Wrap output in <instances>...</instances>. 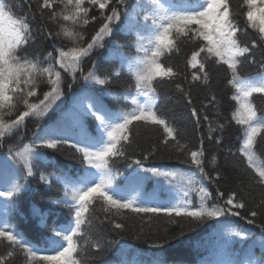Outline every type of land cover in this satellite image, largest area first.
I'll return each instance as SVG.
<instances>
[{"label": "snow or ice", "instance_id": "6c2138e0", "mask_svg": "<svg viewBox=\"0 0 264 264\" xmlns=\"http://www.w3.org/2000/svg\"><path fill=\"white\" fill-rule=\"evenodd\" d=\"M25 3L30 17L17 16L11 5L0 0V148L6 137L21 132L27 118L43 120L54 107L60 110V116L54 126L40 129L33 141L21 147H8L7 155L13 164L7 159L0 161V207L6 210L15 207L14 197L25 187L17 182L20 170L24 171L27 180L35 175V163L44 159L38 149L58 151L66 145L79 153L85 168L83 174L75 178L67 173L62 176L40 174L46 185L50 186L52 180L63 185L65 197L49 202L67 208L70 217L58 226L53 221L51 234L42 235L40 245L23 237L9 222V212L0 216V247L7 248L6 254H0V264H11L10 258L19 254H23L24 264H85L82 257L90 250L99 254L104 251L105 244H119V241L103 240L95 233L98 211L104 213L100 223L107 221L121 239H125L122 235L125 224L120 221L128 218L127 213L141 218L143 214L150 219L163 213L169 224L179 226V231L169 239L183 237L185 224L189 225V231H194L209 220L228 223L229 217H240L251 225L256 223L257 217L264 215V195L255 208L248 209L241 195L243 187L239 193L236 190L225 193L217 187L218 195L213 197L205 182L218 184L227 177L218 170L215 155L210 161L214 175L206 170L209 158L204 136L199 138V147L192 150L187 142L182 143L184 135L174 123L159 114L157 107L158 88L182 75L178 69L174 70L170 60L173 55H180L183 48L189 49L185 53L186 66L196 69L192 81H200L206 88L210 87L211 79L206 64L226 66L227 83L234 89L232 99L237 103L231 120L242 130L238 152L246 163L244 172L250 188L264 190V160L256 152L258 138L264 141V116L257 115V107L252 101L254 94H264V61L260 64L262 71L259 74L247 78L241 76L243 63L250 56L251 62L255 63L253 51L264 48V0H242L235 6L232 0H180L178 4L175 0H136L132 5L127 0H25ZM97 6L99 16L90 15ZM242 16L246 17L247 27L258 33L250 44L240 39L243 29L239 18ZM36 21H39L36 33L50 41L51 51H47L43 60L21 55L36 39L32 28ZM90 21L96 22L98 27L85 38ZM49 23L55 28H49ZM121 23L123 31L135 34L137 55H121L120 69L105 73L103 78L97 74L95 65L85 74L84 62L104 47L106 39ZM112 47L119 49L122 46L114 42ZM125 68L134 81V93L117 94L107 88H89V85L106 86L114 78L119 79ZM78 73L84 84L73 92V103L63 110L65 88L73 91ZM66 75L71 77V83L66 82ZM42 81L47 90L42 91L41 98L38 90ZM175 87L183 91L180 83H175ZM186 95L191 105L192 98L190 94ZM105 96L129 103L130 110H111L104 102ZM215 99L212 95L211 101ZM191 116L199 128L200 115L195 107L191 109ZM87 118H90L89 126L95 134L86 127ZM203 119L207 121L209 117L205 115ZM226 124L227 121H217L212 127L210 122L208 140L214 139L217 145L221 144V137H214L213 133H223ZM141 127L162 129V143L170 146L179 163L188 165V169L165 171L156 166H145L144 161L155 155V146L142 158L129 156L127 147L134 142ZM117 159L126 161L127 168L131 169L124 177L123 188L116 184L113 164ZM153 177H162L172 185L167 200H160L155 193H143L144 182ZM33 213L40 216V226L46 228L48 214H41L38 209H33ZM258 227L259 240L252 239L253 234L245 230L229 229L233 239L225 240L226 246L235 238L241 245L252 239V244L244 249L242 259H221L210 264H264V223ZM141 235L133 238L139 241ZM165 243V240L153 242L151 248L157 251L140 264H163L160 252ZM257 246L261 249L260 257L253 251ZM128 249V245H121L116 261L102 260L101 264H127L122 258ZM43 252L54 255L41 254Z\"/></svg>", "mask_w": 264, "mask_h": 264}, {"label": "trees", "instance_id": "16d2710c", "mask_svg": "<svg viewBox=\"0 0 264 264\" xmlns=\"http://www.w3.org/2000/svg\"><path fill=\"white\" fill-rule=\"evenodd\" d=\"M4 2L13 7L16 15L31 16L25 0H4ZM127 2L131 5L132 3H136V0H127ZM175 2H180V0H175ZM232 3L233 6H235L236 3H242V0H232ZM90 15L99 16L98 6L90 13ZM239 20L240 27L243 29V32L240 34V39L243 42L250 44L251 40L257 37L258 33L247 27L245 17L242 16ZM38 23L39 21L32 23L33 33L36 36V39L30 43L26 48V52L21 53V55L26 54L29 57H39L43 60L47 51H51V47L49 40L36 33L35 30ZM47 26L49 28H55V25L51 23ZM97 27L98 24L96 22L90 21L86 29L85 38L90 36ZM119 29L121 30V34L115 35L112 33L111 37L106 39V42H109L110 45L114 40H117L124 45L122 38H117L118 36L123 35L128 42L127 46H134L136 40L135 34L123 31V23L120 24ZM65 44L68 45L69 42L65 41ZM98 50L94 52L90 60L84 62L83 68L85 74L93 68V58L97 57ZM100 50L102 51V48H100ZM188 51V48H183L180 55H173L171 57L170 63L173 65L174 70L178 69L182 75L177 77L174 82L165 83L158 88V112L170 122L174 123L175 127H177L185 137V139L182 140V143L187 142L192 150L199 147V138L201 135L204 136L205 152L206 156L209 158L206 162V170L214 175V172H212L214 166L210 161L211 157L215 155L217 158L218 170L223 176L227 177L226 180L221 179L218 184H208L205 182L213 197L215 198L218 195L217 187L225 193L232 190H236L239 193L240 187H243L244 191L241 195H243L247 202V208L253 209L255 208V205L259 203L262 195H264V190L259 187L250 188L247 175L244 172L246 163L238 152L242 143V130L241 126L236 125L235 121L231 120V113L237 107V103L232 99L234 89H232L227 83L229 77L225 73L226 66L215 65L211 62L206 64V70L209 71L211 77L210 87L206 88L200 81H192V73L195 72L196 69L187 67L185 64V53ZM103 54L105 58L106 53ZM252 55L255 58V63L251 62L252 56L249 57L248 61L243 63L241 68L242 78L255 76L258 74V71L261 70L260 64L264 61V48L255 49ZM104 61L105 62H100L95 66L97 74L102 78L105 73L110 74L113 70H117L114 64V59ZM65 78L67 83H71L70 76L66 75ZM77 80L82 81L79 79V73L77 74ZM130 82V78L120 76L119 79L114 78L106 86L97 87L107 88L113 93L119 94L128 90ZM44 83L45 82L42 81L41 89L38 90V95H41L42 91L47 90V88L43 86ZM175 83H180L183 91L177 89ZM76 88L77 86L73 85L72 92H69L67 88H65V96L62 98L63 105L67 100L72 98L73 92ZM186 93L190 94L192 98L193 103L191 105L187 102L188 96ZM212 95H215V101H211ZM31 99L34 101L35 97ZM252 101L257 107V115L264 116V94H254ZM193 107L198 110L200 115L199 128L196 127L195 119L191 116V109ZM53 109H55V107ZM205 115L209 117V120L205 121L203 119ZM5 118L8 119L9 117ZM39 121L27 118L25 121V127L21 132L16 133L11 138L6 137L4 146L0 148V158H8L11 160L7 155V149L9 146L21 147L23 144L33 141L35 136L31 134L30 130L37 124V122L39 123ZM217 121L219 123H225V121H227L223 133H220L219 131L213 133L214 137H221L222 143L219 145L215 143L214 139L210 141L207 138L209 123L211 122V126L215 127ZM161 135L162 129L157 131L156 129H146L141 127L138 129V135L134 142L127 147L128 155L133 158H142L143 154L150 152L153 146H155L156 153L147 161H144L145 166H156L165 171H186L189 166L179 163L175 157V153L171 150V147L165 146L162 143ZM38 151L43 154L44 159L35 163V175L25 180L26 174L22 169L20 170V179L17 182L25 187L17 197H14L15 207L7 210L0 207V216H3L6 211L9 212V222L19 232L24 231L25 236L29 239L39 238V240L34 239L32 241L33 244L35 243L34 245L41 244L42 235L46 233L51 234L50 229L53 225L51 227L42 228L39 221H37V223L32 222L31 213L34 214L33 209H38L41 214H53V219L58 222L61 218H65V220L70 219L67 208L49 202L50 199L59 200L58 196L55 194H57V191H60L61 194L64 193L62 189L63 185L55 180L51 181L50 186L46 185L44 181L40 179V174L44 173L49 176L53 174L55 176H62L67 173L75 178L77 175H82L85 168V165L80 162L79 153H77L75 149L66 145L58 151L43 148L38 149ZM256 152L259 158L264 160V141H261L260 138H258ZM170 156L172 157L171 159L169 158ZM126 165V161L117 159L113 164V168L116 173L120 172L124 175L126 172L131 171ZM78 167H83V170L75 173ZM158 179H161L165 184H168L162 177ZM64 197L65 196H63L62 199ZM193 201H196L195 195L193 196ZM214 202L222 203V201ZM124 211L127 213V210ZM97 215L99 216V219L94 221L95 233L102 237L103 240L119 241V244H105L104 251L99 254H96L95 250H90L82 257L85 264H101L102 260L107 262L116 261V257L118 256L117 250L121 245H128L129 249L127 251L141 252L142 250L153 249L151 248V244L161 240L167 241V243L164 244L163 251H165L169 257L168 264H210L212 261H218V259L221 260V250H223L224 253L222 259H242L243 251L252 244V239L259 240L260 229L258 225L264 223V215H261L256 218V223L251 225L240 217H229L228 220L230 222L225 223L224 227L221 229L217 220L206 221L194 231H189V225L185 224L186 234L183 237H180L179 239H169L174 232L179 231V226L169 224L168 218L163 213H161L159 217H152L151 219L148 216H143V214H141L143 217L141 218V216H136L133 213H127L128 218L120 221L125 224V229L122 233L125 239H121L120 236H117L116 233L111 230V225H109L107 221H104L103 224L100 223V221L103 220L104 213L98 211ZM221 219L224 218H220V220ZM47 222L48 220L46 223ZM56 225L58 226V224ZM229 229L245 230L246 232L252 233V239L247 240L241 245L238 238H235L231 244L226 246L224 241L233 239L230 237ZM136 235H141L139 241L133 238ZM145 241H147V243ZM189 242L196 247L191 252L189 249L184 248ZM6 251V247H0V254H6ZM253 251L256 257L261 256V249L258 246L255 247ZM48 255H54V253ZM113 256L116 259H114ZM10 261L11 264H24L23 254L10 258Z\"/></svg>", "mask_w": 264, "mask_h": 264}]
</instances>
